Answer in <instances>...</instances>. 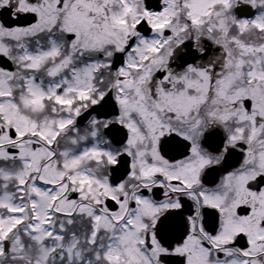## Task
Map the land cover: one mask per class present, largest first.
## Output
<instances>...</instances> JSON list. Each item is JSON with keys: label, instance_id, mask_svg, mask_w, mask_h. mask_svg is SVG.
I'll return each instance as SVG.
<instances>
[{"label": "snow or ice", "instance_id": "6c2138e0", "mask_svg": "<svg viewBox=\"0 0 264 264\" xmlns=\"http://www.w3.org/2000/svg\"><path fill=\"white\" fill-rule=\"evenodd\" d=\"M0 264H264V0H0Z\"/></svg>", "mask_w": 264, "mask_h": 264}]
</instances>
